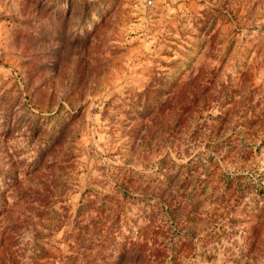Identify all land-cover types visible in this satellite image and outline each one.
Segmentation results:
<instances>
[{"label": "rangeland", "instance_id": "374dc122", "mask_svg": "<svg viewBox=\"0 0 264 264\" xmlns=\"http://www.w3.org/2000/svg\"><path fill=\"white\" fill-rule=\"evenodd\" d=\"M0 264H264V0H0Z\"/></svg>", "mask_w": 264, "mask_h": 264}]
</instances>
